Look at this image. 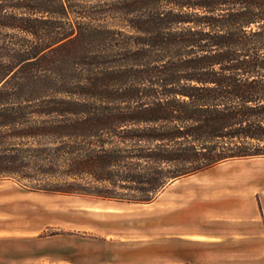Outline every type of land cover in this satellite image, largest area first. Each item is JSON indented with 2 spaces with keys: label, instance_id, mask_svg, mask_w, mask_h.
Instances as JSON below:
<instances>
[{
  "label": "trees",
  "instance_id": "1",
  "mask_svg": "<svg viewBox=\"0 0 264 264\" xmlns=\"http://www.w3.org/2000/svg\"><path fill=\"white\" fill-rule=\"evenodd\" d=\"M264 157V0H0V180L147 204Z\"/></svg>",
  "mask_w": 264,
  "mask_h": 264
},
{
  "label": "rangeland",
  "instance_id": "2",
  "mask_svg": "<svg viewBox=\"0 0 264 264\" xmlns=\"http://www.w3.org/2000/svg\"><path fill=\"white\" fill-rule=\"evenodd\" d=\"M168 193L140 204L33 192L12 179H1L0 264H8L9 255L15 264L16 252L55 235L84 237L87 242L99 239L105 261L114 264L127 260L128 249L134 250L136 264H191L198 254L200 264H210L215 253L206 241L198 253L186 252L185 263L177 258L175 236L170 235L165 260L160 229L215 223L231 235V264H264V157L230 160L185 178ZM218 205L226 208V218L214 219L211 209ZM180 240L182 244L192 238Z\"/></svg>",
  "mask_w": 264,
  "mask_h": 264
},
{
  "label": "crops",
  "instance_id": "3",
  "mask_svg": "<svg viewBox=\"0 0 264 264\" xmlns=\"http://www.w3.org/2000/svg\"><path fill=\"white\" fill-rule=\"evenodd\" d=\"M227 162L228 161L220 163L208 170L190 176L203 174ZM187 177L178 179L168 185L160 194V197L163 199L164 194H167L168 196L170 194L168 193L170 188L178 182L183 181ZM219 206L220 205L215 206L213 207V209H211L214 210V219H223L227 216L225 215L227 214L226 208L223 206ZM215 224L214 226L202 224L199 226L176 228L175 231H168L167 227L164 228V225L161 226L160 253H162V256H164L165 260H167L166 257L169 251L167 236L170 235L175 236L174 241L177 243L175 245V251L179 253L177 255V258L181 259L182 262H185L187 260V251L198 253L199 249H201V245H205L204 243H202V241H206V245L209 246V251L212 250L215 253L214 256H210L208 260L210 264H231V235L225 228H216ZM181 237L192 238V241L188 243L182 242V244H180V241H182L180 240ZM38 240L40 241H38L35 248L30 249L27 247L22 249L21 251L16 252L15 264H114L113 262L109 263L105 261L103 247L99 245V239H94L97 240L96 242H87L84 237L71 235H55L40 238ZM39 242H41V244ZM43 243H45V245H43ZM49 243L52 244L48 245ZM188 245H190V247ZM259 250H263V244L260 245ZM115 253L118 256L119 251H115ZM126 253L127 260H125L123 264H136L134 260V250L128 249ZM198 259L199 254L195 257H192V259L190 260L191 264H200ZM11 262L12 259L9 255L7 263L11 264Z\"/></svg>",
  "mask_w": 264,
  "mask_h": 264
}]
</instances>
